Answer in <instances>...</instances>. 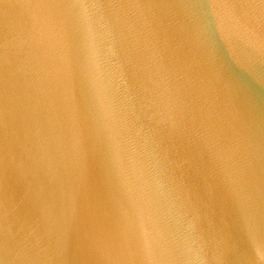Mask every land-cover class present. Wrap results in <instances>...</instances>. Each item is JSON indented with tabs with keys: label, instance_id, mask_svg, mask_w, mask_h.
I'll return each mask as SVG.
<instances>
[{
	"label": "water",
	"instance_id": "obj_1",
	"mask_svg": "<svg viewBox=\"0 0 264 264\" xmlns=\"http://www.w3.org/2000/svg\"><path fill=\"white\" fill-rule=\"evenodd\" d=\"M0 264H264V0H0Z\"/></svg>",
	"mask_w": 264,
	"mask_h": 264
}]
</instances>
